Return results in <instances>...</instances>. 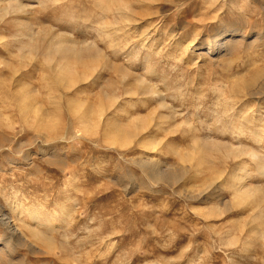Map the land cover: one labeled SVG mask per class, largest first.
Masks as SVG:
<instances>
[{"label": "rangeland", "instance_id": "obj_1", "mask_svg": "<svg viewBox=\"0 0 264 264\" xmlns=\"http://www.w3.org/2000/svg\"><path fill=\"white\" fill-rule=\"evenodd\" d=\"M59 41L101 57L71 89L47 60ZM263 70L264 0H0V217L19 231L0 224V264H264ZM17 87L49 129L10 111ZM80 104L145 129L111 145L78 127ZM241 164L257 194L238 206Z\"/></svg>", "mask_w": 264, "mask_h": 264}, {"label": "bare ground", "instance_id": "obj_2", "mask_svg": "<svg viewBox=\"0 0 264 264\" xmlns=\"http://www.w3.org/2000/svg\"><path fill=\"white\" fill-rule=\"evenodd\" d=\"M216 43V42H215ZM93 45V44H92ZM211 45V44H210ZM97 50L90 46V45H85V44H80V43H72L68 41H59L57 43H54L47 49V60L49 62H54L56 63L55 69V76L54 80L55 82L60 85L64 89H71L74 88L78 82H84L90 78V76L93 75V73L96 71V64L101 61L100 55H98ZM56 60V61H55ZM46 61V60H45ZM47 65V64H46ZM81 67L82 71L78 73V68ZM264 78V70L262 72H259L256 76L251 81V85L255 84L258 80ZM16 94L19 93L21 98H15L12 99L10 102V111L12 112V109H16L18 114H20L22 117L21 120L24 122V124H27L30 127L34 128H40L42 130H47L50 128V122L48 119V122L45 124V120L47 117L42 112L41 106H38L36 102V95H32L26 87H17L16 88ZM250 89V88H249ZM54 98V97H53ZM4 100L7 101V97H4ZM29 101V103H28ZM4 102V101H3ZM15 102H18V108L15 105ZM110 107L113 106L115 102V98L110 99L108 101ZM20 105V106H19ZM8 107V108H9ZM72 109V114L74 117L77 119V124L78 127L86 133H96V131L100 128V125H103V131L106 132V135L104 137H109L110 138V144L111 145H116L118 147H124L123 141L125 143H130L135 139L139 134H141L145 129V123H141L140 125H134L131 127L132 129L129 130L127 128H122L119 126L117 122L112 123V118L107 117L105 114L107 111L105 110H99V111H87V107H84L83 105H74L71 106ZM91 109V108H90ZM100 109V108H99ZM103 109V108H102ZM89 113L92 115L88 116ZM2 115L0 114V119ZM51 120V119H50ZM6 122L9 124L10 128L14 126V124L17 121L16 116L9 115L6 118ZM31 123L32 125H29ZM15 127V126H14ZM23 129L25 128V125L22 127ZM142 131V132H138ZM46 135H41L43 140L48 141L50 140L49 135L47 132L45 133ZM91 134V135H92ZM38 135V134H37ZM37 135L34 137H37ZM74 138V136H73ZM37 139V138H36ZM112 139V140H111ZM31 140V139H29ZM34 139H32L33 141ZM257 139V143H259ZM29 141V144L32 142ZM26 143V142H24ZM22 144V143H21ZM196 142H194L193 145H195ZM215 144L216 143H212ZM23 145V144H22ZM141 145L146 148L147 146L154 148V145L152 143H141ZM213 146V147H214ZM1 147V146H0ZM18 148V147H17ZM196 150V147H194ZM202 148L203 146L199 144L198 150L202 153ZM212 148V147H211ZM228 156H233L237 159L240 156L243 155V150L242 149H233V148H227ZM18 150V149H17ZM192 153L188 154L186 159L188 162H191L193 160L194 156V151ZM205 150V149H204ZM246 151V150H245ZM205 152V151H204ZM254 155V153L252 152ZM203 162L205 160V157H203ZM263 162V161H262ZM202 163L200 164L199 167H201ZM139 165V164H138ZM142 169L145 168L146 170L149 171V175H151L155 180H161L165 179L168 181H173L174 177L170 176L162 171L157 170V165L156 163L153 162H142L140 163ZM199 165V164H198ZM258 166L263 170L264 172V163H259ZM198 168V166H197ZM248 169L246 164H241V166L238 169L237 173L233 174V182H234V200L235 202L238 203V206L243 205L246 202H250V200L254 199L255 195L257 194L254 192L253 189H250V186L247 187V180H248ZM263 175V174H262ZM264 176V175H263ZM239 185H243L242 188L239 187ZM233 192V191H232ZM18 205V204H17ZM17 213V212H16ZM32 214V213H31ZM5 216V215H4ZM3 217V215H2ZM7 219V217H6ZM6 219L3 217H0V224L5 226L7 230L9 231H14L18 233V229L13 230V226L10 224V222L6 221ZM37 221L38 219L35 218ZM48 224V222H47ZM12 226V228H11ZM18 227V226H16ZM35 228V227H34ZM32 229V228H31ZM32 232V231H31ZM34 232V231H33ZM37 235H39V232H37ZM44 235V234H43ZM24 237V236H23ZM22 237V238H23ZM43 238V237H42ZM44 242V240H43ZM48 242V241H46ZM50 244V243H49Z\"/></svg>", "mask_w": 264, "mask_h": 264}]
</instances>
